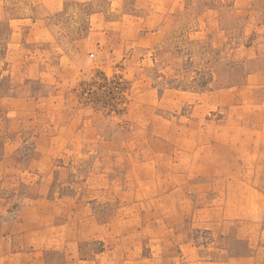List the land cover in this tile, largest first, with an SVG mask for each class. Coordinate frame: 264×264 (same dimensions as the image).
I'll return each mask as SVG.
<instances>
[{"label": "rangeland", "instance_id": "374dc122", "mask_svg": "<svg viewBox=\"0 0 264 264\" xmlns=\"http://www.w3.org/2000/svg\"><path fill=\"white\" fill-rule=\"evenodd\" d=\"M169 194L264 264V0H0V264H188Z\"/></svg>", "mask_w": 264, "mask_h": 264}, {"label": "crops", "instance_id": "0c3cea01", "mask_svg": "<svg viewBox=\"0 0 264 264\" xmlns=\"http://www.w3.org/2000/svg\"><path fill=\"white\" fill-rule=\"evenodd\" d=\"M183 197H181L180 200H176V197L174 195L171 196L169 194L158 198V203H172L174 205L188 204L189 206L191 204V206H195V213H192L188 217V219H190L189 226L191 224L192 225L186 229L182 228L181 230H179L178 236L181 238V240L178 243L180 244H175L174 241L171 242L170 239L172 235H169L166 232H162V237H160V235L157 237L159 241H162V244H157V253H160V258L162 257L163 259L164 257V259H167V261L171 260L176 251H173V248H176L177 250H181L180 255L187 256L188 264H254L252 261L254 260V254L252 256H250L249 253L242 255L238 254V252L235 253L227 247H218L216 245H198L195 241H186L185 238L189 237L190 231L192 232V228L194 226H209L210 224L212 225L215 221L218 222L219 225L217 226V228L220 227L223 222L222 212L224 210L225 203L224 200L219 197L210 199H202L200 197ZM201 205L205 207H199L200 211L198 213V208L196 206ZM218 234L219 232L214 233L215 236H217ZM173 240L175 239L173 238ZM163 245L164 247H166V251L164 249L162 250ZM160 246L161 249L159 248ZM185 250L187 252H185ZM162 251H165L166 253L163 254Z\"/></svg>", "mask_w": 264, "mask_h": 264}, {"label": "trees", "instance_id": "16d2710c", "mask_svg": "<svg viewBox=\"0 0 264 264\" xmlns=\"http://www.w3.org/2000/svg\"><path fill=\"white\" fill-rule=\"evenodd\" d=\"M97 78H99V79H102L103 81H105V84H115V85H119V86H121L122 85V83L121 82H116V81H111V80H109V78L107 77V75L105 74V73H101L98 77H94L93 79H92V83L93 84H97L98 82L96 81L97 80ZM88 103H95V100H93V98L91 97V96H89L88 98Z\"/></svg>", "mask_w": 264, "mask_h": 264}]
</instances>
